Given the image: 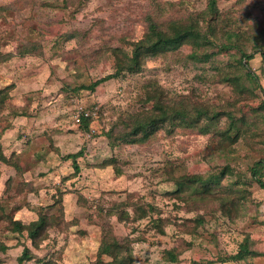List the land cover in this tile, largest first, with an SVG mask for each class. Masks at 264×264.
<instances>
[{
  "label": "rangeland",
  "instance_id": "obj_1",
  "mask_svg": "<svg viewBox=\"0 0 264 264\" xmlns=\"http://www.w3.org/2000/svg\"><path fill=\"white\" fill-rule=\"evenodd\" d=\"M209 1L0 0V264H20L25 249L22 264H115L101 252L106 239L123 245L130 264H264V188L251 172L264 157V121L235 142L219 132L226 114L130 135L156 91L193 117L200 107L248 112L264 100V58L246 35L260 31L264 50V0H217L215 39L241 34L262 86L254 94L220 75L240 70L232 53L197 68L189 43L149 55L140 72L82 87L116 72L115 53L132 52L152 20L165 29L201 15L206 30ZM80 106L91 112L87 128ZM81 150L76 170L67 156ZM197 174L217 177L179 183ZM41 216L46 228L32 238L26 227Z\"/></svg>",
  "mask_w": 264,
  "mask_h": 264
},
{
  "label": "trees",
  "instance_id": "obj_2",
  "mask_svg": "<svg viewBox=\"0 0 264 264\" xmlns=\"http://www.w3.org/2000/svg\"><path fill=\"white\" fill-rule=\"evenodd\" d=\"M46 4H43L45 6ZM219 7L217 5V0H210L207 10L203 13V16L206 17V14H209L211 19L205 20L204 22L208 25L207 29L204 30V26L201 22L202 16L194 17L193 15L182 20L171 21L167 27L160 29L158 24L155 21H151L149 24L148 33L134 42V48L132 52L125 53L123 50L119 49L116 54V63L117 70L114 73L108 74L90 85H83L89 89H94L101 82L112 78L118 77L123 71L136 73L140 72L143 69V60L149 55H153L158 51L162 50H177L183 44L189 43L192 44L193 50L189 53V59L196 63L195 67H199V64H205L209 61L215 64L214 60H217L214 54H220V52H230L233 57H237L236 61L240 66V70L230 75L228 73L221 72L220 75L223 77V80L230 81L232 85L237 89L238 93L241 95L254 94L258 87L262 88L260 84V79L258 74L251 68L250 61L254 58L253 52H248L246 50L242 39L243 37L236 30H226L224 35L226 37L225 41L216 40L215 29L218 25L216 21L219 18ZM217 23V25H216ZM215 27V28H214ZM247 39L249 44H252L256 47L255 50L261 51L264 58V50L262 43L259 41L262 39V34L260 31L249 30L247 32ZM218 41V42H217ZM33 48H30L31 51ZM218 57V56H217ZM214 67H217L216 64ZM221 71V69H220ZM199 78H203L201 75ZM155 98L154 106L150 111L144 113L141 118L135 120L130 135L135 136L134 140L138 139L139 135H142L144 139L152 134H154L159 128L164 126L173 127L177 121L186 122H198L201 118H206V120L216 118L222 114H226L229 119V126L225 131H219L222 136L231 142H235L242 133L250 131V128L260 121H264V100L255 107L249 106L250 110L248 112H241V108H235L234 110H223L222 112L211 113L209 109L203 107L197 108L194 114L195 119L192 118L193 115H190L187 108L184 107V102H175L174 105H171L163 100H161V92L156 91L154 94H150ZM4 96L3 98H5ZM150 98V97H149ZM4 101V99H3ZM2 101V102H3ZM1 103V101H0ZM83 103V102H82ZM1 107V104H0ZM192 117V118H191ZM87 116L83 117L80 123H84L85 127H88ZM209 123L203 124L200 127V130L203 132L209 131ZM264 135V133H263ZM264 140V138H263ZM264 142V141H263ZM1 150V143H0ZM84 153L83 150L69 154L67 157L73 159V164L76 170H79V164L77 162L78 156ZM4 157V156H2ZM264 170V157L260 158L252 164L251 172L254 177L258 180L260 185L264 188V180L260 177V174ZM217 176L212 178H204L203 175H191L187 176L183 181H179L180 184H203L206 180L216 179ZM195 187V186H194ZM196 188V187H195ZM204 200L208 199V196L203 197ZM224 206V205H223ZM228 210L229 208L225 206ZM47 217L41 216L39 219L32 221L26 228L28 229V234L32 238H36L40 235V232L46 228ZM15 224L18 225L16 228L21 227L20 221H15ZM247 250V254L258 253L256 251H251L247 248L246 245L243 246ZM123 248V245L120 244L117 240L109 242L105 240L101 246V252L103 254L111 255L115 264H130L131 261H127L126 258L119 255V252ZM169 257L172 260L177 259V255L171 250L168 251ZM245 253L239 252L234 255V259H242ZM28 249H25L22 256L19 258L20 264H22L25 258H28ZM130 259V258H129ZM113 264V262H111Z\"/></svg>",
  "mask_w": 264,
  "mask_h": 264
},
{
  "label": "built area",
  "instance_id": "obj_3",
  "mask_svg": "<svg viewBox=\"0 0 264 264\" xmlns=\"http://www.w3.org/2000/svg\"><path fill=\"white\" fill-rule=\"evenodd\" d=\"M91 115V112L89 110H87L86 108H84L83 106H80L79 107V110H78V116H77V121L78 122H81L83 117L85 116H90Z\"/></svg>",
  "mask_w": 264,
  "mask_h": 264
}]
</instances>
